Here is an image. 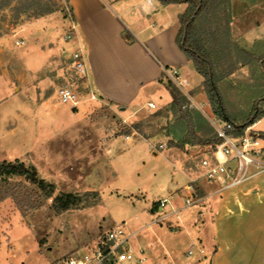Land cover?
Instances as JSON below:
<instances>
[{"label":"rangeland","instance_id":"rangeland-1","mask_svg":"<svg viewBox=\"0 0 264 264\" xmlns=\"http://www.w3.org/2000/svg\"><path fill=\"white\" fill-rule=\"evenodd\" d=\"M50 9L52 11L47 12ZM43 10L44 14H40ZM72 20L68 0H0V57L5 54L2 63L7 67L11 57L20 56L22 50L27 49V43L20 46L17 45V40L27 42L34 36L44 49L43 68H39L43 69L41 76H44L45 83L42 88L39 85L37 91L30 93L22 91L25 90L23 86L15 89V86L23 84L26 74L38 75L34 67L30 69L21 66L17 76L13 78V90L23 100L29 97L33 99V106L30 110L20 108L21 116L13 108L17 103L15 97L4 102L10 108L0 111V161L20 159L26 164L35 165L41 177L56 184V193L83 192L86 183L92 187L90 190L100 193L101 200L85 210L57 213L51 207V199H45L37 186L23 177L14 176L9 178L8 183L1 182L0 188L17 193L18 198L24 201L21 205L12 196L0 201V264H39L42 260L30 247L44 248V253L48 254L47 261L44 259L45 264H53L59 257L75 249H82L81 244L76 245V241L80 242L82 236L86 237L83 245L93 247L104 232V227L98 224L105 217L106 225L114 226L126 221L129 229H137L151 219L152 213L146 210L151 199L150 191L165 185V180L166 184L171 180L170 165L165 155L156 156L144 141L129 146L124 141L118 142L112 147L110 154H106L104 150H92L93 139L84 138V135L80 138L79 132L77 134L80 139H76L73 136L76 134V127L71 123L66 126L69 129L67 132L46 135L44 118L59 117L67 120L69 116L78 115L93 119L103 123L95 126L97 132L106 128L105 137H113L139 128L145 130L146 134H152L168 122L176 124L181 114L187 112V118L179 124L185 128L179 134L180 137L165 142L173 149L169 152L170 157L183 167L193 169L202 153L186 150L184 139L193 138L192 130H187L186 122L194 120L193 127L199 137L215 136L214 127L196 106L193 115L190 108L185 107L177 108L175 112H168V108L146 109L137 121L128 123L115 109L105 107L104 104H88L85 98L92 94L87 85V77L73 69L71 54L76 47L70 42L72 38L66 39ZM262 21L264 0H209L198 24V34L213 60L226 109L237 120L247 116L254 101L264 94V45L257 44L252 49V45L247 43L249 41L244 39L245 32ZM258 54L260 58L256 57ZM63 85L70 86L78 94L76 105L62 103L59 89ZM183 93L189 103H193L184 91ZM47 96L51 97V104L44 112V106L40 102ZM192 96L199 105L205 104L207 114L215 113L203 85L195 89ZM159 113H162L161 116L157 115ZM162 115H167V118ZM169 126L171 128L172 125ZM103 141V135L97 134L98 149L103 147ZM160 142L165 144L164 141ZM159 144L154 143L155 150L166 148ZM47 146L51 150V161L50 157L44 155ZM211 146L205 147L209 149ZM205 147L202 152L206 150ZM78 161L82 165L78 166ZM79 167L82 170L77 174ZM162 178L165 179L163 182ZM83 179L85 183H82ZM144 190L149 193L147 198L136 199L135 197H142V194L137 193ZM30 201L40 202L42 205L31 208L28 205ZM173 201L177 206L183 204L177 203V198ZM204 205L207 210L213 211L210 201ZM77 218L85 222L78 221ZM172 218L162 221L165 223L162 225L171 229L178 228ZM74 220L77 222L74 223ZM154 227L150 225L146 229L150 231ZM12 240L17 243L15 255L11 251Z\"/></svg>","mask_w":264,"mask_h":264},{"label":"crops","instance_id":"crops-1","mask_svg":"<svg viewBox=\"0 0 264 264\" xmlns=\"http://www.w3.org/2000/svg\"><path fill=\"white\" fill-rule=\"evenodd\" d=\"M68 3L73 14L71 25L74 26L70 42L76 49L82 50L87 64V85L92 94L85 98L88 104H104L105 107L115 109L128 123L137 121L143 114L142 111L146 109L168 108L167 111L172 112L170 110L172 96L167 88L169 80L165 78L164 69L177 68L184 79V92L191 101L199 105L192 93L202 85L204 77L176 42L180 29L179 15L186 10L187 3L162 4L159 0H68ZM244 35L252 49L256 48L257 44L264 45V21L250 28ZM32 37L27 42L19 40L23 42L19 44L20 46L27 43V49L22 50L20 56H10L11 60L7 67L2 63L5 54L3 58L0 57L1 112L10 108L4 104L10 97L17 100L13 108L21 116L23 115L19 113L20 108L32 109L33 99L30 97L29 100L21 99L11 84L21 66L36 68L35 72L38 75L25 73L23 84L15 86V89L23 86L25 90L22 91L30 93L37 91L39 85L40 88L45 85L44 76H41L43 69L39 68H43L44 49L37 38ZM256 57L261 56L258 54ZM50 100L51 97L47 96L40 102V105L44 106V112L49 108ZM150 102H154L156 107L151 108ZM185 108H190L191 115L195 112L193 110L197 109L195 106ZM162 116L167 118V115ZM70 123L76 127L74 129L76 134L73 135L76 139L83 135L84 138L93 139L92 150H104L106 154H110L112 147L118 142L124 141L129 146L144 141L156 156L164 154L169 162L171 180L166 184L167 180L162 178L165 185L150 191L151 199L146 210L154 216L151 214L150 220L133 229L139 230L133 238L134 247L136 249L143 247L147 253V259L142 264H264V172L225 190L222 195L216 192V184L201 180L198 191L205 197L201 203L210 201L213 211L207 210L204 203L185 208L179 215L172 216L178 228L171 229L167 225H162L164 222L152 223L153 218L161 214L157 208V201L167 194L174 193V199L177 198L176 202L180 204L183 196L189 193L187 186L190 178L194 177L193 167H183L170 157L169 152L173 149L168 147L165 141L175 140L170 133L174 123L168 122L172 125L171 128L166 123L152 134H146L145 130L139 128L113 137H105L106 128L97 132L95 127L103 124L100 121L78 115L69 116L67 120L47 117L44 118L45 134L59 135L57 132H67L69 129L66 126ZM251 126L252 129L264 131V115ZM77 132L80 133V138ZM97 134L104 137L103 147L100 149L97 146ZM160 141L165 142L166 148L155 150L154 143H162ZM185 144L186 150L190 149L191 153L202 152L207 146L190 142ZM48 148L49 146L44 150V155L50 157L51 161L52 154ZM77 165L82 164L78 161ZM80 168L79 172L76 171L77 174H80L82 170ZM83 181L84 179L82 183H85ZM85 185L83 189H92L90 185L86 183ZM137 194H142V197H135L136 199H145L149 193L144 190ZM77 220L85 222L80 218ZM106 224L105 217L98 226L104 227V230L113 226ZM150 225L155 227L148 231L146 228ZM85 238L82 236V240L76 241V245L81 244L82 249L88 248L83 245ZM30 248L42 260L39 264H45L48 254L44 253V248ZM16 250L17 243L13 241L11 248L13 255ZM190 251L192 253H189Z\"/></svg>","mask_w":264,"mask_h":264},{"label":"built area","instance_id":"built-area-1","mask_svg":"<svg viewBox=\"0 0 264 264\" xmlns=\"http://www.w3.org/2000/svg\"><path fill=\"white\" fill-rule=\"evenodd\" d=\"M73 31L72 25L66 33V39L73 37ZM17 44H20V41H17ZM71 64L76 72L88 77L82 50L76 49L71 54ZM164 74L166 79L184 91V79L177 68H165ZM59 97L64 103H78V94L68 85L59 89ZM149 105L151 108L156 107L154 102ZM187 106H196L205 114L219 140L214 146L198 153H202V156L195 166L194 177L190 178L187 186L189 193L183 196V204L177 206L173 201L174 193L160 198L157 208L161 214L156 216L152 223H160L179 215L185 208L199 205L205 198L198 191L201 180L216 184V192L222 195L225 190L264 172V137L254 131L251 125L243 132H237L234 122L215 113L207 114L203 104L197 105L193 102ZM159 146L164 147V144L160 143ZM138 231L129 229L126 221L115 224L104 230L93 247L75 249L59 257L53 264H142L147 259L146 250L143 247L136 249L133 245V238Z\"/></svg>","mask_w":264,"mask_h":264},{"label":"trees","instance_id":"trees-1","mask_svg":"<svg viewBox=\"0 0 264 264\" xmlns=\"http://www.w3.org/2000/svg\"><path fill=\"white\" fill-rule=\"evenodd\" d=\"M162 4L170 3H187L186 10L179 15L180 29L176 37L178 46L184 51L187 57L193 61L196 70L204 77L202 85L209 97L210 104L215 111V114L228 119L236 124V131L243 132V130L252 125L257 119L264 115V94L258 97L254 101L252 110L242 120H237L232 117L224 104L222 94L218 86L217 74L207 48L201 43L198 34V24L205 13L209 0H159ZM52 9L47 10L51 12ZM44 14V10L40 12ZM167 88L169 89L172 101L170 104V110L175 112L177 108L182 109L183 106L189 104L187 96L183 91L172 81L167 82ZM187 102V103H185ZM183 111V110H181ZM182 113L179 122L173 125L170 133L173 138H179V134L185 130L180 127V122L187 118L188 113ZM187 130L191 129L193 138L184 139V142H190L193 144L215 145L218 142V137L215 134L211 138H202L196 134L194 130L193 120H188ZM193 127V128H192ZM264 137V131L260 132ZM19 176L28 180L33 185L37 186L41 194L45 199H51V207L57 212H65L70 210H85L93 207L101 200V195L96 190H85L83 192H58L56 193V184L49 182L38 173V170L33 164H26L23 160L17 159L15 161L3 160L0 161V183H8L9 178ZM12 196L18 203L23 204L24 200H20L17 193L9 192L5 188H0V201L6 197ZM31 208H37L42 204L40 202H28Z\"/></svg>","mask_w":264,"mask_h":264}]
</instances>
